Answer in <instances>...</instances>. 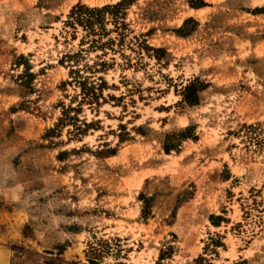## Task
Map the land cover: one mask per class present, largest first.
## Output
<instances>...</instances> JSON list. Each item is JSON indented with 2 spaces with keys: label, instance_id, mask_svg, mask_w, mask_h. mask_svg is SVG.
Segmentation results:
<instances>
[{
  "label": "rangeland",
  "instance_id": "374dc122",
  "mask_svg": "<svg viewBox=\"0 0 264 264\" xmlns=\"http://www.w3.org/2000/svg\"><path fill=\"white\" fill-rule=\"evenodd\" d=\"M118 1L0 0V264H264V0Z\"/></svg>",
  "mask_w": 264,
  "mask_h": 264
},
{
  "label": "trees",
  "instance_id": "16d2710c",
  "mask_svg": "<svg viewBox=\"0 0 264 264\" xmlns=\"http://www.w3.org/2000/svg\"><path fill=\"white\" fill-rule=\"evenodd\" d=\"M136 0H119L115 4H107L103 5L101 7H89L84 4H76L72 7L68 14V19L66 20V23L71 25L73 28H77V26H81L82 29L85 30V35L83 39H86L88 42V46L85 50L95 49L97 47H104L105 45H111L112 39H108L105 42L101 41L99 42V38L107 34V30L104 27V20L106 18V15H110V17L113 19V22L115 24V28H118L117 24H120V26L124 25L123 21L120 20L122 15V9H124L129 4L133 3ZM185 24V23H184ZM92 35H97V38H91ZM121 41V40H120ZM159 50V48H156V51ZM82 50H77L75 52H71L66 54L64 57L67 58V61L70 62L69 66V72L73 75L74 82L78 83L80 89H81V97L80 101H86L89 104L95 103L96 105L99 103V99L102 97V88L106 86L105 80L102 78V76H96V78H91L92 76H88L87 74H82L80 72V68L78 65L79 58L81 57ZM100 67H105L110 65V63H107V61L102 60L99 63ZM85 69H91L92 66L88 64H84ZM193 84H189L184 87V100L188 103H196L197 102V94H194L192 90ZM79 108L74 106H68L63 108L62 110V117L60 118L62 121H72L74 123L76 116H72L69 114V111L74 110L77 111ZM75 124V123H74ZM85 125V124H84ZM76 131H81L80 125H77L75 127ZM188 130H181L175 135L181 136V138L188 137L187 135ZM170 135H166V138L164 140V150L166 152L170 151L171 149L176 148L178 143H172L169 140ZM210 264V263H209Z\"/></svg>",
  "mask_w": 264,
  "mask_h": 264
}]
</instances>
